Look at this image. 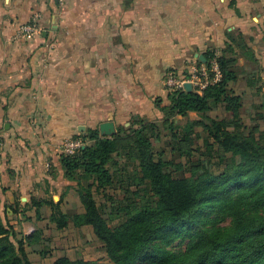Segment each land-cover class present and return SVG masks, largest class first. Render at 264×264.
<instances>
[{
	"label": "crops",
	"instance_id": "obj_1",
	"mask_svg": "<svg viewBox=\"0 0 264 264\" xmlns=\"http://www.w3.org/2000/svg\"><path fill=\"white\" fill-rule=\"evenodd\" d=\"M36 13L40 31L19 36ZM234 30L264 47V0H0V216L15 236L80 229L31 204L83 211L61 142L132 114L160 119L165 76L188 77Z\"/></svg>",
	"mask_w": 264,
	"mask_h": 264
},
{
	"label": "trees",
	"instance_id": "obj_2",
	"mask_svg": "<svg viewBox=\"0 0 264 264\" xmlns=\"http://www.w3.org/2000/svg\"><path fill=\"white\" fill-rule=\"evenodd\" d=\"M214 50L221 77L201 93L171 91L167 105L156 100L160 119L132 114L111 136L87 128L74 137L83 146L61 152L83 211L52 199L31 204L49 205L57 229L90 226L105 257L62 255L51 264H264V129L242 121V97L231 86L238 57L258 58L238 30L206 52L205 64ZM217 107L228 116L207 115ZM192 112L207 121H179ZM41 237V230L16 237L0 216V264H33L29 248Z\"/></svg>",
	"mask_w": 264,
	"mask_h": 264
},
{
	"label": "rangeland",
	"instance_id": "obj_3",
	"mask_svg": "<svg viewBox=\"0 0 264 264\" xmlns=\"http://www.w3.org/2000/svg\"><path fill=\"white\" fill-rule=\"evenodd\" d=\"M262 44V40L250 42L258 58L255 62H250L244 57H238L239 76L231 86L234 92L242 97V121L248 126L257 124L263 130L264 116L262 114H264V109L259 107L262 92H264V47ZM207 115L222 118L228 116V113L222 107H217L207 112ZM188 118L207 121V118L194 112L187 117L179 118V121L184 122ZM118 194L120 197L122 196V194ZM98 198L100 197L97 196ZM41 238L39 243L29 248L33 264H51L54 259L62 255H67L70 258L84 257L87 259H103L105 257L102 243L95 238L90 226L80 227L77 230L69 228L61 232L47 230ZM175 243L177 245L179 241ZM180 245L183 247L184 243ZM40 250H44L46 255L40 254Z\"/></svg>",
	"mask_w": 264,
	"mask_h": 264
},
{
	"label": "built area",
	"instance_id": "obj_4",
	"mask_svg": "<svg viewBox=\"0 0 264 264\" xmlns=\"http://www.w3.org/2000/svg\"><path fill=\"white\" fill-rule=\"evenodd\" d=\"M40 17L36 13L28 22L18 24L16 27L17 34L19 36L29 37L32 34L38 33L40 31ZM218 56L219 51L214 50L209 59V64H203L193 68L188 77H180L173 73L167 74L165 76V83L168 90L171 92L184 89L183 85L189 82L193 89L201 93L207 85L218 81L221 77L217 61ZM81 146H83V142L80 138H71L61 142L60 149L64 154H74Z\"/></svg>",
	"mask_w": 264,
	"mask_h": 264
},
{
	"label": "water",
	"instance_id": "obj_5",
	"mask_svg": "<svg viewBox=\"0 0 264 264\" xmlns=\"http://www.w3.org/2000/svg\"><path fill=\"white\" fill-rule=\"evenodd\" d=\"M204 59V58H203ZM183 88L185 90H192L191 88V84L189 82L185 83L183 85ZM99 131H100V134L101 135H104V136H111L113 134L116 133V128L113 124V122L111 121H105V122H102L100 125H99ZM85 127L84 126H79L78 127V130H84Z\"/></svg>",
	"mask_w": 264,
	"mask_h": 264
}]
</instances>
